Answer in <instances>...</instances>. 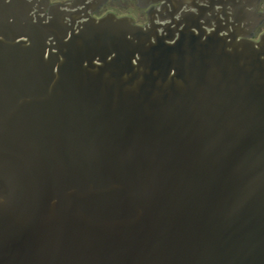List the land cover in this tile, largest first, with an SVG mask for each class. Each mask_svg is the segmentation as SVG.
Instances as JSON below:
<instances>
[{
    "label": "water",
    "instance_id": "1",
    "mask_svg": "<svg viewBox=\"0 0 264 264\" xmlns=\"http://www.w3.org/2000/svg\"><path fill=\"white\" fill-rule=\"evenodd\" d=\"M0 0V264H264V34Z\"/></svg>",
    "mask_w": 264,
    "mask_h": 264
},
{
    "label": "flooded vegetation",
    "instance_id": "2",
    "mask_svg": "<svg viewBox=\"0 0 264 264\" xmlns=\"http://www.w3.org/2000/svg\"><path fill=\"white\" fill-rule=\"evenodd\" d=\"M51 4H78L94 18L108 15L130 18L145 25L150 18L182 14L242 20L239 31L248 40L257 41L264 34V0H48Z\"/></svg>",
    "mask_w": 264,
    "mask_h": 264
}]
</instances>
